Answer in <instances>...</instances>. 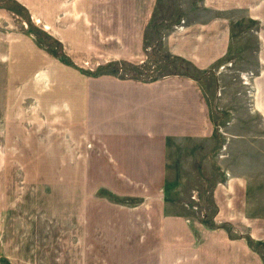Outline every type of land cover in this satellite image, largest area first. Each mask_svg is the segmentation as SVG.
Here are the masks:
<instances>
[{
  "label": "rangeland",
  "instance_id": "obj_1",
  "mask_svg": "<svg viewBox=\"0 0 264 264\" xmlns=\"http://www.w3.org/2000/svg\"><path fill=\"white\" fill-rule=\"evenodd\" d=\"M135 4L0 0V264L148 261L156 244L139 250L138 243L162 234L148 205L167 195L192 214L195 244L205 232L220 233L264 264V240L256 239V233L264 238V0H153L138 33L142 50L133 54L121 35L136 25L117 20L138 17L130 14ZM194 24L198 34L216 32L212 44L222 48L206 68L172 48L173 34ZM244 70L253 72L248 84ZM112 74L143 81L151 79L140 75H181L200 83L218 141L214 166L201 142L189 153L179 149V156L172 150L177 160L167 192L164 184L157 192L131 182L152 177L119 175L97 140L59 124L58 117L69 115L67 91L79 93ZM234 180L242 181L239 197ZM160 259L151 264H164Z\"/></svg>",
  "mask_w": 264,
  "mask_h": 264
},
{
  "label": "crops",
  "instance_id": "obj_2",
  "mask_svg": "<svg viewBox=\"0 0 264 264\" xmlns=\"http://www.w3.org/2000/svg\"><path fill=\"white\" fill-rule=\"evenodd\" d=\"M133 1L136 2V8L130 14L136 13L138 17L123 14L119 15L117 22L136 25L128 35H121L122 39H130L132 44L126 48L127 53L135 54L142 50L138 33L144 28L141 24L147 23L146 12L148 8H152L150 2L153 0ZM103 21L100 19L96 22ZM195 26L197 25H189L188 29L179 30L178 35L173 34L172 48L180 56H189L196 67L206 68L213 61L211 59L222 52V48L216 50L215 43L212 44V39L217 40L216 32L212 38L210 34L204 35L201 31L196 33ZM211 28L216 30L215 25ZM203 29L207 34L206 28ZM108 31L109 28H105L102 32ZM218 37L219 43L226 44L225 36L220 37L218 33ZM93 39L96 41L97 36L94 35ZM184 78L186 77L181 75H165L143 81L134 78L119 79L115 74L95 78L79 93L66 92L63 100L69 106L65 110L69 115L58 117L59 124L80 128L87 136L97 140L98 146L108 155L106 159L116 162L114 167L121 170L119 175L152 177L147 181L139 180L140 182L131 179L132 184L139 187L143 184L145 188L154 186L157 187V192L163 189L164 184L163 190L166 193L170 170L175 169L174 162L177 160L173 157L172 150L179 156V149H185L189 153L197 142H201L203 145L200 150L208 155L210 165L214 166L213 153L218 145L200 83ZM260 92V108L264 111V85ZM70 110L73 114L69 113ZM190 145L192 149L189 148ZM196 150L199 151V148ZM124 172L127 173L123 174ZM234 184L236 196L239 197L244 193L242 181L234 180ZM178 204L167 195L166 200L148 205L154 208L153 227L162 234H148L138 243L136 248L139 250L154 244L158 250L152 249L148 261L136 264L155 263L158 261H153L156 256H161L165 260L164 264H256L248 251L245 252L239 244H233L240 240L231 242L229 237L220 233L211 235L205 232L198 238V244H195V236L188 221L192 214L183 208L176 209ZM243 207L244 201L238 214ZM143 214L146 217L145 211ZM194 222L195 220L192 223ZM256 239L264 240L259 233H256ZM243 246L247 248L245 244ZM164 252L165 258L160 255Z\"/></svg>",
  "mask_w": 264,
  "mask_h": 264
},
{
  "label": "built area",
  "instance_id": "obj_3",
  "mask_svg": "<svg viewBox=\"0 0 264 264\" xmlns=\"http://www.w3.org/2000/svg\"><path fill=\"white\" fill-rule=\"evenodd\" d=\"M252 74H253L252 71H250V70H244L242 72V77L241 78H242V80L244 79V81L247 80L245 83L248 84L250 82L249 80H251ZM142 76L145 77L144 75H142ZM148 78L151 79V80H153V78H156V76H155V74H152V75H149ZM226 174L227 175H230V173L228 171L226 172Z\"/></svg>",
  "mask_w": 264,
  "mask_h": 264
},
{
  "label": "bare ground",
  "instance_id": "obj_4",
  "mask_svg": "<svg viewBox=\"0 0 264 264\" xmlns=\"http://www.w3.org/2000/svg\"><path fill=\"white\" fill-rule=\"evenodd\" d=\"M40 21L44 24V23H47V22H45L44 20H42V19H40ZM140 78H143V79H149V78H145V77H143V76H141L140 75Z\"/></svg>",
  "mask_w": 264,
  "mask_h": 264
}]
</instances>
